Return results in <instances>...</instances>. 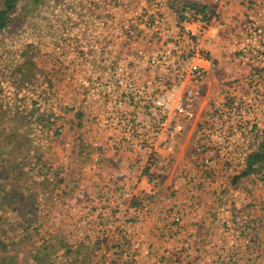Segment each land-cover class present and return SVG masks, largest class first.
Listing matches in <instances>:
<instances>
[{
  "label": "built area",
  "instance_id": "1",
  "mask_svg": "<svg viewBox=\"0 0 264 264\" xmlns=\"http://www.w3.org/2000/svg\"><path fill=\"white\" fill-rule=\"evenodd\" d=\"M67 4L62 3L55 12L59 17L54 27L42 29L40 26L45 23L37 19L34 27L41 40L46 38L49 42L56 37V44L62 47L58 38L64 39L65 32L75 33L73 39L81 36L75 32L82 24L81 18L68 10ZM107 8H103L101 19L95 18L101 23L100 37L92 30L97 24L87 22L83 29H90L91 47L82 51L89 71L87 86L90 97L100 103L101 112L89 121L88 139L95 151L102 150L112 159H128V167L121 182L111 181L93 202L97 206V223L109 216L111 228L98 235L87 228L90 243L96 238L100 244L95 243L92 252L96 262L89 264L116 262L118 249L130 241L128 230L152 212L150 198L159 193L157 170L162 158L178 154L190 126H194V143L179 175L183 192H174L167 204V230L175 238L201 226L197 215L206 190L213 191L214 212L225 231L231 229L227 225L234 204L224 198V183L241 178L248 171L250 157L264 141V66L254 67L250 81L246 76L245 81H240L242 77L237 74L244 72L242 68L235 71L226 67L223 75H232L233 79L205 98L209 78L220 73L211 50L214 38L210 14L187 9L178 18L164 0L153 5L146 2L137 16L123 23L112 37L109 22L104 19ZM143 35L151 42L156 40V50L148 57L139 52V60L127 61L125 58L129 57L113 52V39L137 42ZM253 53L250 57L256 60L259 52ZM61 56L59 59L65 60ZM142 73L147 76L142 77ZM33 88L34 85H27L22 92L14 91L24 97ZM44 105L36 103V130L45 134L44 138L63 136L65 130L60 126L50 130L56 123V109ZM41 118H45L43 123ZM98 168L95 163L92 170ZM143 185L147 186L145 191L141 189ZM142 192L149 199L143 198ZM232 197L241 198V194L234 192ZM185 223H190L191 229L185 228ZM181 246L175 253L167 252L157 264H177L183 252L190 249L189 242ZM150 260L147 258L146 262ZM134 262L143 264L140 259Z\"/></svg>",
  "mask_w": 264,
  "mask_h": 264
},
{
  "label": "crops",
  "instance_id": "2",
  "mask_svg": "<svg viewBox=\"0 0 264 264\" xmlns=\"http://www.w3.org/2000/svg\"><path fill=\"white\" fill-rule=\"evenodd\" d=\"M140 1L138 12L141 10L140 5L143 6L146 2L153 5L158 0ZM164 1L170 10L169 3L173 0ZM179 1L185 4L214 5L220 15V24L212 30L214 40L211 50L220 66L229 61L233 42L231 35L233 28L237 25L235 20L244 18L246 14L243 2L241 0H216L218 2L211 1L210 3L202 0ZM121 47L120 56L126 57L125 48ZM77 73L80 72L77 70ZM77 76L74 78L76 79ZM146 76V73H142V77ZM63 86L60 88H74V86ZM75 87H77L75 89L84 87L85 97L78 98L72 91L75 89H70L71 97L65 99L64 103L65 105L73 104L71 121L66 126L64 135L52 144L54 152H57L60 157L61 166L68 168L69 165H74L75 178L71 181L72 187L69 192L63 195V199L60 198L65 206L61 207V204L53 213L54 228L51 233H53L55 243L43 241V244H38V247H49L50 253L45 264L96 262L97 259L92 252L96 246L95 243L100 244L96 242V238L90 243L86 230L88 228L96 235L103 233L105 229L111 228V219L108 216L97 223V206L93 202L101 192L105 191L111 181H114L112 183L121 182L120 177L128 167V159H112L110 154L102 150L95 151L91 147L88 139L90 137L89 121L101 113L100 103L90 97L88 86H80L77 83ZM193 127L190 126L182 139L178 154L175 157L162 158L157 170L160 182L159 193L156 198H150L153 205L152 212L143 218V222L133 225V228L128 230L130 241H126L125 246L118 249V257L113 264H137L134 259L142 260L143 264H157L167 252L175 253L181 250L184 242H189L190 249L183 252L177 264H264V256L260 255L264 252V168L262 170L256 168L250 177L248 174L224 183L227 190L224 192V198L229 201L233 200L234 204L227 225L231 229L225 231V226L214 212L213 191L206 190L197 215L201 226L192 230L191 224L185 223V228L191 230L186 231L183 237L175 238L169 235L167 230L170 218L167 215L168 198L177 190L183 192L179 175L192 150ZM44 145H47L46 141L43 142V147ZM95 163L99 164L97 171L92 170ZM47 185H50L53 190L51 191L49 187L44 193L47 192L54 196L58 190L56 186L54 187L56 182L52 184L48 182ZM141 189L145 191L147 186L143 185ZM234 192L240 193L241 198L234 199L232 197ZM142 196L149 199L143 192ZM55 198H58L56 194ZM118 228L116 225L115 229ZM56 251L59 258L54 256V260H51ZM147 258L151 259L150 262H146ZM169 262V264H175L172 261ZM100 264L111 263L103 261Z\"/></svg>",
  "mask_w": 264,
  "mask_h": 264
},
{
  "label": "rangeland",
  "instance_id": "3",
  "mask_svg": "<svg viewBox=\"0 0 264 264\" xmlns=\"http://www.w3.org/2000/svg\"><path fill=\"white\" fill-rule=\"evenodd\" d=\"M4 1L0 0V10L3 8ZM202 1L210 3L216 0ZM241 1L246 7V14L244 18L235 20L237 25L233 28L231 35L233 42L231 44L230 60L224 64L221 62L223 65L220 66V73L210 78L205 98L210 97L212 93H216L218 88L225 87L227 82L233 79L231 74L229 78L226 74L223 75V70L226 67H230L235 71L242 68L244 72L237 74L242 77H239L240 81H245L247 77L250 81L254 74V67L264 66V59L261 58V55L264 54V0ZM64 2L68 3V10L72 9L81 18L82 24L77 26L75 31L76 34L81 36H76V39H73L75 33L65 32L64 39L58 38L64 45L60 47L56 44V37H52L49 42L46 38L41 40L40 35H36L34 26L37 19L40 18L45 23L41 24L40 28L54 27L55 20L59 17V13L55 14V12L58 10L59 5ZM139 2L141 4L140 0H22L18 3L15 13L10 15L11 24L9 29L0 33V89L2 90H0V114H4L6 120L5 136L16 134L19 136L20 141L26 144L23 158H26L24 162L28 165L27 171L34 170L33 179L31 180V188L34 192L31 201L35 210L33 226L31 232H29L33 235L29 239L30 242L11 248L6 255L1 254L0 264L4 263V260H8L6 264H9L11 259L10 264H32L28 255L31 244L38 246V244H43V241L48 243L55 240L53 233H51L54 228L53 213L61 204V207L65 206L64 202L61 203L60 198L63 199V195L69 192L72 187L71 181L75 178L76 169L73 167L74 165H69L68 168L61 166L59 163L60 157L53 150V142L59 140L62 136L44 138L45 134H40V131L36 130V119L39 116L36 103H45V107L51 105L53 110L56 109V123L50 130L54 131L58 126L65 130L71 121L74 108L73 104L65 105L64 100L71 97L70 93L72 91L78 98H84V87L75 89L77 88L75 86L77 83L80 86H87L88 81L89 71L85 65L82 51L91 47L88 40L90 29L88 32L83 31L84 25L87 22L93 23L94 26L97 24L96 28L92 27V30L93 34L97 33L100 37L102 31L99 19L103 17V8H107L105 5L108 4L112 7L105 10L108 14L104 19L109 22V30L111 36L114 37L123 23L137 16ZM207 6L212 8L208 13L211 17V29L213 30L220 24V15L214 5ZM140 7L142 9L141 5ZM97 17L99 19H95ZM32 28H34V31ZM112 42V49L116 54L120 55L121 46H124L128 55L126 57H129V59L125 58L127 61L139 60L136 57L139 56V52H143L144 56L148 57L156 50V40L151 42L145 35L137 42L132 39H126V41L113 39ZM39 44H42L43 48ZM29 46H34L31 55L38 65L40 74L39 78L30 85H34V88L27 93V96L22 97L16 95L14 91L17 81L12 77V73L24 62L26 49ZM69 52L70 54L74 53V55L71 56ZM251 52H259L256 60L251 59ZM60 54L65 60L59 59ZM245 55L247 56L245 57ZM77 70L80 73H77ZM85 70L87 71L86 74ZM76 75L78 76L75 79ZM235 77L237 78V76ZM74 82H76L75 85ZM62 85H64L63 87L74 86L70 89L75 90L60 88ZM44 141L47 142V145L43 147ZM44 181H48L50 184L56 182L54 187L58 188L57 192L55 191L58 198H55V194L53 196L50 193H44L49 188L48 186L47 189H41L40 184L42 183L40 182ZM50 188L52 191L53 188ZM57 253V251L53 253L51 260H54V256L57 257ZM260 255L264 256V252Z\"/></svg>",
  "mask_w": 264,
  "mask_h": 264
},
{
  "label": "trees",
  "instance_id": "4",
  "mask_svg": "<svg viewBox=\"0 0 264 264\" xmlns=\"http://www.w3.org/2000/svg\"><path fill=\"white\" fill-rule=\"evenodd\" d=\"M20 1L22 0L4 1L3 8L0 10V33L9 29L10 15L15 13ZM169 7L178 18H181L187 9L202 14H209L208 12L212 9L201 4L181 3L179 0L171 1ZM33 48L34 46H29L26 49L24 62L12 73V77L17 81L15 87L20 92L27 85H31L40 73L38 65L31 55ZM44 120L45 118H41V123ZM5 125L4 114H0V255H6L11 248L30 242L29 239L33 235L29 232H31L35 216L31 201L34 192L31 188L34 170L27 171L28 165L24 162L26 144L20 141L16 134L5 136ZM256 168H261V170L264 168V141L261 149L250 157L249 168L244 175L252 176ZM40 183H42L40 184L41 189H47L48 185L45 186L44 184H47L48 181ZM49 253V247H38L33 243L28 250L32 264H45ZM11 260H9V264L12 262ZM7 261L4 260L2 264H6Z\"/></svg>",
  "mask_w": 264,
  "mask_h": 264
}]
</instances>
